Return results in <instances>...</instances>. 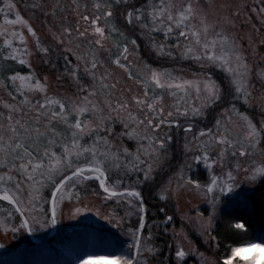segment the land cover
I'll return each instance as SVG.
<instances>
[{"label":"snow or ice","instance_id":"snow-or-ice-1","mask_svg":"<svg viewBox=\"0 0 264 264\" xmlns=\"http://www.w3.org/2000/svg\"><path fill=\"white\" fill-rule=\"evenodd\" d=\"M120 3L115 0V5ZM123 3L127 6L120 15L126 25L139 26L140 34L148 36L150 48L157 56L195 62L201 71L185 78L144 61L133 65L130 56L139 48L137 39L129 40L111 22L114 5L110 0H95L92 16H80L89 27L81 30L78 24L75 28L61 24L59 34L52 33L56 46H64L68 53L63 75L56 79L70 80L76 91L72 95L51 92L48 77L38 75L32 57L35 54L43 63H51L53 49L42 43L14 0H0V88L8 97L0 99V229L5 234L11 231L15 235L21 230L33 233L57 226L64 218L79 221L93 213L100 226L88 236L90 250L77 256L73 264H148L147 256L157 255L151 228L159 225L147 223L141 186L153 179V165L165 155L173 139L157 133L174 113L185 118L205 116L227 95L231 100L223 109L226 122L232 121L228 113L241 122L237 134L232 136L218 117L213 127L200 129L185 143L186 154L192 151L189 145L195 144L199 154L193 159L208 170L207 181L201 183L186 175L182 166L175 174L176 187H172L170 178L159 192L160 199L167 200L168 193L179 188L194 190L209 206L207 216L197 213L196 218L197 230L205 243L216 242L219 247L218 238L213 235L218 205L226 194L235 191L234 172L241 170L242 163L249 162L244 169L248 183L264 179V162L253 159L264 153V119L254 122L232 102L249 103L253 79L264 81V66L250 63L239 38L228 31L235 27L234 21L222 18L227 27L217 30V25L210 24L207 14L194 7L192 0H146L139 7L128 5V0ZM259 3L261 6L252 10L264 18V0ZM31 7L44 5L33 3ZM87 7L85 4V11ZM76 8H80L78 3ZM58 10L63 11L59 0L45 15L55 18ZM154 33L161 34L163 40L153 39ZM170 40L175 43H168ZM260 46L264 47V40ZM102 52L106 53L103 60ZM11 65L25 66L27 71H17ZM113 67L134 81L138 91L125 87L115 96L121 81L114 77ZM216 70L224 74L227 83L214 78ZM165 94L172 98L173 103L167 107L174 111L167 110ZM173 122L181 127L179 121ZM117 123L120 132L116 130ZM194 129L193 123L183 127L186 139ZM124 137L136 142L134 151L121 144ZM121 170L129 179L130 174H136V179L126 183ZM92 182L101 190L103 206L106 208L111 202L114 208L101 211L85 202L80 189ZM66 202L71 208L65 217ZM117 209H123V215ZM172 221L173 216L165 212L164 232ZM229 227L239 232L249 229L240 218L230 221ZM173 232L174 251L170 258L174 264H187V258L197 254L198 249L185 247L187 235ZM252 245L264 248V243L246 247ZM239 248L226 251L222 264H252L254 254L241 257L236 254ZM199 256L201 264H221L220 260L209 261L203 253Z\"/></svg>","mask_w":264,"mask_h":264},{"label":"rangeland","instance_id":"rangeland-1","mask_svg":"<svg viewBox=\"0 0 264 264\" xmlns=\"http://www.w3.org/2000/svg\"><path fill=\"white\" fill-rule=\"evenodd\" d=\"M56 2L57 0H14V3L17 5V9L19 10L20 14L37 30L42 43L49 45L53 49L51 56L49 57L51 63L48 64L43 63L40 57L36 56L35 54L33 55L32 63L34 70L41 77H48V83L50 85L51 92H58L62 95H72L76 91L75 85L70 80L65 78H61L59 80L56 79L58 75H63L64 69L58 74H46L47 68H49L50 71L56 72L54 59L57 56L63 57L64 66H66L65 56H68V53L64 51V46H56L52 39V33L59 34L61 24L64 26H71L73 28H75L78 24L81 30L89 27V24L80 19V16H92V5L95 0H76V3H74L73 0H59V4L63 8V11L58 10L55 18L50 14L45 15V13H51V5ZM110 2H112L114 5L112 9L114 16L111 22L114 23L121 31H123L129 40L132 39L133 37L125 29H123L122 26L117 24L118 14L125 9V7H121V5H125L123 0H121V3L118 6L115 5V0H110ZM33 3H41L44 5V7L33 8L31 7ZM77 3L80 5L79 9L76 8ZM144 3H146V0H144V2H141V0H128L129 5L134 4L136 6L137 4H140L137 5V7L142 6ZM192 3L194 7L201 9L207 14L208 22L210 24L215 23L217 25V30H219V28L222 26L227 27V25L223 24L222 18L230 17L234 21L235 27L228 28V31L232 35H235L239 38V42L243 45L244 52L249 56L250 63L264 66V47L260 46V41L264 40V18L258 16L257 13L252 10L261 6L259 0H192ZM85 4L88 6L87 11L84 9ZM12 18H14V16ZM137 27L139 28V26ZM144 36H146V39L150 44L148 36ZM120 39H123V37ZM153 39L161 42L163 37L159 33H154ZM168 43L174 44L175 41L170 40ZM29 46H32V40L30 37ZM129 47L131 52L132 46L129 45ZM176 51L179 52V49ZM69 58L73 59L74 61L73 57ZM100 58L102 60L105 59L106 53L102 52ZM163 59L169 63H164L165 65H151L157 68L173 70L174 75H183L185 78H191L193 73H199L201 71L199 65L192 61L181 60V62L186 64L183 65V63H176L178 59L175 61L167 57H163ZM130 60L132 61L133 65L138 64L140 61L146 62V60L140 57L138 50L130 56ZM101 71H103V69H101ZM112 71L114 77L119 78L121 81V83L117 85L115 96H119L121 90L125 87H131L133 92L138 91L134 81L127 80L122 70L115 69L113 67ZM133 71H135V67H133ZM249 91L252 93V95L248 104H244L243 101H234V103L236 104V107L239 109V111L247 113L251 118H253L254 122H259L261 119H264V107H262V105H264V81H262L259 77H255L252 81ZM115 96L113 98H115ZM0 99H8L6 91L3 88H0ZM172 103V98L165 94L164 104L167 110L174 111L173 109L167 107ZM224 108L218 109L217 112L213 113L210 120H208V112L211 110V108L207 110L205 116H197L195 118H193L191 115L187 118L179 117L174 113L172 120L167 121L157 133L160 137L171 135L173 139L168 144L165 155L153 165L156 169L153 173V177L165 166H174V170L166 178V180L162 182L156 193L157 199L160 200L161 203L165 204V211L167 214L173 216V221L167 225L169 230L164 232L162 229L160 232L169 237L170 255L173 254L174 251L173 230H175V232H182L183 235H187L188 241L185 242V247L191 246L198 249L197 254L187 258V264H201V257L199 256V253H203L204 257H206L209 261L218 260L215 257V251L217 250V247L216 242H213L212 245L205 243V238L202 237L197 230V213H203L205 216H207L210 208L206 203L202 202L201 198L194 190L190 191L188 189L179 188L174 193L169 192V198L167 200H161L159 197L161 187L167 185L170 178L173 181L172 187H176L175 174L181 169L182 166L185 174L191 175L192 177V174L195 172H202L204 176L203 179H197L201 183L209 179L208 170L202 163H198L193 159L195 155L199 154L196 150L195 144L192 143L189 145L192 151L187 152V154L184 147L185 143L187 141H191L192 136L199 130L194 129L193 133H188L187 139L186 134L183 130H181L180 134L177 136L180 143V151L177 153L174 151V128L176 123L173 121L184 120L188 123H191L192 120L199 119L201 122L204 121V124L207 128L213 127L216 118L219 117L222 124H224L229 129L231 135L235 136L241 122L237 116L228 113L227 115H232V121L227 123L225 120V114L223 113ZM115 127L117 132L121 131V126L119 123H117ZM121 144L128 147L132 151H134L137 146L135 141L129 140L127 137L122 139ZM218 150L219 149L217 147L216 151ZM253 159H255L257 162H264V153H258L253 157ZM248 167L249 162L244 161L242 163L241 170L238 173L234 172L236 180L235 191L230 195L226 194L221 200L220 204L218 205L217 219L222 212L229 209H234L238 203L250 204L249 195L261 179H259L256 183H248L246 179V173L244 171V169ZM216 170H220L218 165L216 166ZM120 175L124 176L126 183H131L136 179V174H130L129 179V176H125L123 170H121ZM80 191L85 202L90 206L98 207L101 209V211H106L115 207V205L111 202L107 204L106 208L103 206L102 197L100 195L101 190L98 189L94 182L89 183L86 186H82ZM70 208L71 205L67 204L66 202L64 207L65 217L67 216ZM117 211L123 215V209H117ZM131 219L133 222H135L136 218L132 217ZM101 223L104 222L101 221ZM99 226L100 222L95 220L94 214L88 213L84 217H81L79 221L68 220L64 218L57 226L33 233H27L21 230L15 235L11 231L5 234L2 229H0V244L4 245L3 248H0V264H52L53 262H57L59 264H73V261L77 256L81 255L84 251L90 250L91 245L88 243L87 238L89 229L95 230ZM145 236L147 235L145 234ZM255 243H264V231H256V239L249 244ZM152 244L156 249H158V253L155 257L147 256L148 264H155L156 260L159 259L161 253L164 251V247L161 244L155 243L153 240ZM247 245L248 244L239 247H246ZM254 252L255 249L251 250L248 255L251 256L254 254ZM241 264H243V261H241Z\"/></svg>","mask_w":264,"mask_h":264},{"label":"trees","instance_id":"trees-1","mask_svg":"<svg viewBox=\"0 0 264 264\" xmlns=\"http://www.w3.org/2000/svg\"><path fill=\"white\" fill-rule=\"evenodd\" d=\"M144 2V0H141ZM138 3V2H137ZM129 5V4H128ZM140 5V4H137ZM136 5V6H137ZM127 5H121V7H126ZM120 7V8H121ZM119 11V10H118ZM117 11V12H118ZM118 21L117 24L122 26L133 38L137 39V43L139 44V54L140 57L146 60L147 63L152 65H165L164 63H169L163 59V57H157L156 54L150 48L149 41L146 39V36H142L140 34V29L135 25H126L123 17L118 14ZM163 59V60H162ZM158 61V62H157ZM176 63H183L181 60H177ZM54 64L56 66V72L50 71L49 68L46 69V74L54 75V73L58 74L64 69V60L62 56H57L54 59ZM17 71L26 72L27 69L25 66L20 65H11ZM45 73V72H43ZM214 78L218 81H222L227 83L225 80L224 74L219 70L214 72ZM231 100V97L225 96L224 100L217 104L215 107L211 108L208 112V117L210 120L212 118L213 113L217 112L218 109H222L228 106V101ZM234 103V101H232ZM211 122V121H209ZM181 127L177 128L175 126V142H174V151L179 152V141L177 136L180 134L183 127L187 125V121L181 120L179 121ZM195 125L196 130H200L202 128H206L204 121L201 120H192ZM171 166V167H170ZM174 170V166L168 165L162 168L159 172H157L153 179L148 181L146 184L141 186L142 195L145 199L147 205V216L148 220L147 223L149 226L156 224L159 227H152L151 231L153 233L152 240L155 243H159L164 247L163 253H161L159 259L156 260L155 264H174L173 260L170 258V240L168 236H165L160 231L163 229L162 221L165 218V212H161L160 209L163 208L166 210L165 204L161 203L160 200L157 199L156 193L160 188V185L166 178L172 173ZM193 178L196 179H203L202 172H195ZM250 204H243L238 203L234 209H229L222 212L219 218L216 221V229L213 235H216L219 241V247L215 251V257L222 261L223 256L226 251H230L231 247H239L246 244L253 242L256 239V231H264V179H261L258 184L254 187L251 191L250 195ZM167 213V212H166ZM234 218L243 219L244 222L248 225L249 229L246 232H239L229 227V222L232 221ZM94 230L89 229V234L92 233ZM88 234V236H89ZM147 235V231L145 232ZM87 236V238H88ZM54 255V254H53ZM37 259V258H36ZM50 263V262H48ZM52 264H59L57 262H53ZM70 264V263H68Z\"/></svg>","mask_w":264,"mask_h":264},{"label":"clouds","instance_id":"clouds-1","mask_svg":"<svg viewBox=\"0 0 264 264\" xmlns=\"http://www.w3.org/2000/svg\"><path fill=\"white\" fill-rule=\"evenodd\" d=\"M255 249L254 256L253 254V261L252 264H261V260H264V248H257L255 245L248 246V247H241L237 251V255L241 257H249L248 253ZM237 264H241L240 261H237Z\"/></svg>","mask_w":264,"mask_h":264}]
</instances>
